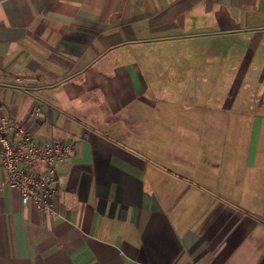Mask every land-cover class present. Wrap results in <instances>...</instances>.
<instances>
[{
	"label": "crops",
	"instance_id": "crops-1",
	"mask_svg": "<svg viewBox=\"0 0 264 264\" xmlns=\"http://www.w3.org/2000/svg\"><path fill=\"white\" fill-rule=\"evenodd\" d=\"M221 57L245 62L235 97L264 0H0V115L72 145L56 214L0 162V264H264V131L231 130L264 127V97L239 122L152 86Z\"/></svg>",
	"mask_w": 264,
	"mask_h": 264
},
{
	"label": "rangeland",
	"instance_id": "rangeland-1",
	"mask_svg": "<svg viewBox=\"0 0 264 264\" xmlns=\"http://www.w3.org/2000/svg\"><path fill=\"white\" fill-rule=\"evenodd\" d=\"M211 52L217 53L215 46ZM191 65L189 69L180 60L176 61L175 66L183 69L184 74L180 71L174 75L170 74L169 77L157 78L152 85L159 93L156 96L164 97L176 104L205 106L208 112L209 109L217 108L230 118L239 111L238 113L243 116L238 117L239 122L251 121L260 114L258 100L264 97V64L262 62L255 64V68L252 65L249 68L246 67L245 75L241 80L240 93L235 97L233 94L236 78L245 65L243 60L239 59L235 62L227 60L226 57L210 60L205 64V75L202 72L196 75V68L193 64ZM183 90L186 94L179 96L178 92ZM231 130L233 132L235 130L239 135H250L257 131L263 133L264 127L240 126Z\"/></svg>",
	"mask_w": 264,
	"mask_h": 264
},
{
	"label": "built area",
	"instance_id": "built-area-1",
	"mask_svg": "<svg viewBox=\"0 0 264 264\" xmlns=\"http://www.w3.org/2000/svg\"><path fill=\"white\" fill-rule=\"evenodd\" d=\"M34 112L38 114L39 109ZM71 150V143L36 138L22 124L0 115V162L6 171L5 183L19 190L23 206L32 201L38 210L56 214L51 203L56 193V165Z\"/></svg>",
	"mask_w": 264,
	"mask_h": 264
}]
</instances>
